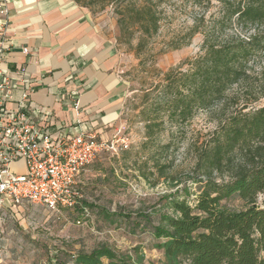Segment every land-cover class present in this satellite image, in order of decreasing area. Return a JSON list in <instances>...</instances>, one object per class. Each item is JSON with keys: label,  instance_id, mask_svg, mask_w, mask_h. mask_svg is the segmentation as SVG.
Here are the masks:
<instances>
[{"label": "rangeland", "instance_id": "rangeland-1", "mask_svg": "<svg viewBox=\"0 0 264 264\" xmlns=\"http://www.w3.org/2000/svg\"><path fill=\"white\" fill-rule=\"evenodd\" d=\"M89 2L80 0L95 15L104 18L108 34H114L117 67L125 87L119 116L104 133V141L120 139L126 148L118 153L100 154L81 175L79 186L95 207L112 213L135 215L157 211L158 214H173L165 206V197L177 193L181 200L193 204L197 185L189 178L193 176L197 149L202 148L217 128L219 117L216 111H200L191 121L178 127L161 115L160 127L149 133L146 117L160 92L156 87L169 71L185 70L190 60L201 55L207 37L248 38L256 31L263 32L264 27L246 30L234 23L221 31L222 5L215 1L138 0L137 6H151L159 20L157 33L141 40L137 31L119 28L117 10L125 9L128 3H114L100 10V3L91 6ZM248 73L247 89L251 87L252 94L242 88L241 99L246 102L257 98L253 107H263L264 53L250 62ZM239 161L241 158L236 160ZM186 186L190 188V196L182 191ZM258 203L264 206V194L259 196ZM231 205L239 207L241 202L234 201ZM92 212L90 220L78 224L81 219L78 212H52L29 203L16 208L2 207L0 264H53V256L66 259L64 252L75 255L80 250L89 252L102 244L118 252L140 246L143 264H162L163 252L154 248V239L147 230L133 234L123 224L124 220L118 219L119 223L111 224L100 218L95 208Z\"/></svg>", "mask_w": 264, "mask_h": 264}, {"label": "trees", "instance_id": "trees-1", "mask_svg": "<svg viewBox=\"0 0 264 264\" xmlns=\"http://www.w3.org/2000/svg\"><path fill=\"white\" fill-rule=\"evenodd\" d=\"M74 1L95 14L80 0ZM137 1L90 0L89 5L100 3V10H104L106 5L128 3L125 9L117 10L119 28L135 30L144 40L157 33L159 20L151 6H137ZM214 1L222 5L221 31L234 23L246 30L264 27V0H208V3ZM261 53H264V31H256L248 38L207 37L201 55L190 60L185 70L169 71L156 87L160 92L150 110L154 116L143 111L148 115L149 133L160 127L161 115L171 125L180 127L200 111L217 112L219 124L202 148L197 149L193 176L189 178L197 185L193 204L181 200L176 193L165 197V206L173 214L112 213L95 207L84 197L79 178L81 199L72 208L55 212H78L80 224L91 219L95 208L108 223L124 220L123 224L133 234L147 230L154 239V248L163 252L162 264H264V206L258 203L259 196L264 194V106L253 107L257 98L243 102L240 95L242 88L247 89L249 64ZM246 91L252 94L251 87ZM238 158L241 161L236 162ZM182 191L191 195L188 186ZM234 201L241 202V206H232ZM64 253L66 259L56 255L51 263H144L140 246L118 252L102 244L89 252Z\"/></svg>", "mask_w": 264, "mask_h": 264}, {"label": "crops", "instance_id": "crops-1", "mask_svg": "<svg viewBox=\"0 0 264 264\" xmlns=\"http://www.w3.org/2000/svg\"><path fill=\"white\" fill-rule=\"evenodd\" d=\"M3 1L8 10L3 40L10 44L6 68L15 86L9 108L26 93V113L51 136L105 140L125 87L116 40L104 18L74 0Z\"/></svg>", "mask_w": 264, "mask_h": 264}, {"label": "built area", "instance_id": "built-area-1", "mask_svg": "<svg viewBox=\"0 0 264 264\" xmlns=\"http://www.w3.org/2000/svg\"><path fill=\"white\" fill-rule=\"evenodd\" d=\"M0 209L24 203L55 212L76 205L82 172L102 153L126 148L120 139L104 141L91 134L72 139L55 138L43 131L26 113L27 94L15 108L14 83L6 68L9 42L3 40L8 10L0 1ZM23 52L28 54L27 48ZM122 143V144H120Z\"/></svg>", "mask_w": 264, "mask_h": 264}]
</instances>
